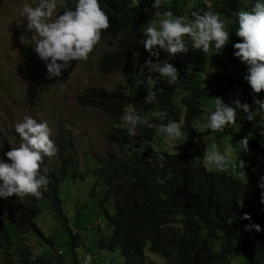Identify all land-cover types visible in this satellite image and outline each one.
Wrapping results in <instances>:
<instances>
[{"label": "trees", "instance_id": "1", "mask_svg": "<svg viewBox=\"0 0 264 264\" xmlns=\"http://www.w3.org/2000/svg\"><path fill=\"white\" fill-rule=\"evenodd\" d=\"M255 2L196 0L185 9L187 0H168L162 11L171 10L175 15L186 12L191 18V11L203 13L209 4L221 14L232 34L220 56L222 58L226 51L229 57L226 55L224 61H231L234 70L215 67L221 59L212 69L206 70L191 65L185 55L169 57L161 51L159 59L172 63L179 72V79L169 85L167 78L151 73L156 80L155 89H151L146 82L149 73L143 65L147 59L157 61L155 57H149L143 46L146 4L143 0H139L138 5L134 0H100L111 22L110 28L102 33V39H109L112 47L99 58L98 70L103 74H123L131 93L125 84L112 89L90 86L78 96V102L83 107L104 111L109 121L117 126L118 151L105 156L92 154L95 166L90 165L87 170L95 172L97 185L102 183L103 195L99 205L110 226V234L102 236L97 246L110 253L118 249L123 257L122 264H144L146 245L166 264H230L227 255L229 238H234L241 249L254 252L253 263L264 260V203H261V191L264 190L257 187L259 178L264 176V135L261 129L253 137L242 136L249 137L252 151L245 156L247 178L244 182L231 174L210 170L193 152L203 134H229L228 129L214 133L203 127L209 113L205 108L206 97L223 98L234 94L242 103L251 105L253 102L250 86L243 79L247 68L234 57L232 45L239 42L235 35L238 28L236 14ZM72 3L73 0H68L69 7ZM58 4L63 11V4ZM134 55L140 57L141 68L131 63ZM150 89L156 91L157 101L145 104ZM255 98L264 99V91ZM129 108H135L142 117L135 136L129 135L126 127L118 126ZM162 111L168 114L163 121L158 116ZM144 119L157 125L174 120L182 125L184 136L175 141L173 151L154 149L153 141L156 138L162 140V137L156 129L143 125ZM254 124L245 120L242 114L241 129H251ZM73 141L71 133H59L55 143L62 163L44 162L41 165L42 170L48 168L51 181L48 190H42V199L25 197L21 201L15 197L8 208H0V249L7 258L4 264H81L76 252L78 244H75L79 234L67 228L73 238L68 257L55 249V240L45 238L36 224L46 203H50L58 215L62 213L59 197L62 181L67 177L74 181L82 178L83 172L78 173L79 163L71 154ZM161 154L165 156L163 168L157 163ZM165 177L170 178L163 184L157 182L158 178ZM241 200L243 207L239 204ZM108 203L112 205V213L107 208ZM244 214L250 215L251 219H243ZM62 217L67 223L66 216ZM253 225H259L261 230L257 232L251 227ZM29 235L47 242L52 253L34 255L25 238Z\"/></svg>", "mask_w": 264, "mask_h": 264}, {"label": "rangeland", "instance_id": "2", "mask_svg": "<svg viewBox=\"0 0 264 264\" xmlns=\"http://www.w3.org/2000/svg\"><path fill=\"white\" fill-rule=\"evenodd\" d=\"M143 1L146 4L145 9H147L143 18L145 31L146 27L158 18L153 15L154 10L151 8L153 0ZM195 1L187 0L185 9L190 8ZM167 2L168 0L163 1L162 6ZM35 3L36 0H3L0 3V158L5 162H10L4 153L11 147L19 146L20 138L14 131V125L21 122L26 115L35 118L37 122L47 121L52 129L54 141L61 132L71 133L74 138L71 154L73 159L79 163L78 173L83 172L82 178L76 181L70 177L65 178L59 188L62 213L58 215L51 209V204L46 203L36 224L45 238L55 240V249L64 252L63 255L66 254L68 257L73 238L69 236L67 228H70L74 234H79V240L75 244H78L76 252L81 264H84L85 254L88 253L93 256L91 264H122L123 257L118 249L110 253L100 250L97 246V242L102 236L110 234V226L99 205V199L103 195L102 183L97 185L95 172L87 170L88 166H95L92 154L105 156L118 151L117 126L109 121L104 111L81 106L78 96L90 86L112 89L119 84H125L128 92L131 93L130 86L125 81L123 74L119 72L103 74L98 70L99 58L112 47L109 39H101L87 62H71L70 67L63 71L60 77L48 79L45 63L39 59L32 48L34 42L31 40V36L34 33L27 30L26 20L20 15L24 4L35 6ZM57 12H61L59 4ZM180 14L187 16L186 12ZM22 35L28 39L25 43L20 41ZM224 53L221 58L220 55L213 54L212 51L208 54L189 51L185 57L191 65L206 68V70L212 69L215 63L221 59L215 67L224 69L229 67L234 70L231 61H224L226 55L229 57L226 51ZM139 59L138 55H134L131 63L141 68ZM222 62L223 64H221ZM212 98L204 99L207 112L214 109ZM234 99H236L234 94L223 97L226 103H230ZM241 121L242 113L236 124L226 128L229 131L226 136L203 134L193 149L196 158L202 159L210 170H216L204 159L205 153L210 150L214 142L212 138L215 137V142L219 144L225 155H232L234 160L240 155V158L245 160V156L251 154L252 151L250 150L247 154L242 153L239 140L243 135L255 136L256 132H259V127L254 124L251 129H241ZM118 126L125 127L122 119ZM138 132L139 130L136 128V133ZM160 136L162 140L156 138L152 147L173 151V145L177 140H171L164 134H160ZM44 162L58 165L62 163L57 155L51 159L45 157ZM243 171L246 177L241 176L238 168L230 169L227 174L244 182L247 178L246 168ZM95 188L97 189L94 193ZM14 199L15 196L0 198V208H8ZM111 207L112 205L108 203L107 208L112 213ZM62 215L66 216L67 223ZM25 238L27 243L31 244L34 255L52 253V247L44 240L39 241L32 235ZM227 242V255L230 264H256L252 261L253 251L241 249L234 238H229ZM144 254L146 256L144 264H166L159 254L149 249L148 245L144 249ZM6 259L0 249V264H4ZM257 264H264V260Z\"/></svg>", "mask_w": 264, "mask_h": 264}, {"label": "clouds", "instance_id": "3", "mask_svg": "<svg viewBox=\"0 0 264 264\" xmlns=\"http://www.w3.org/2000/svg\"><path fill=\"white\" fill-rule=\"evenodd\" d=\"M58 2L64 7L61 12H57ZM134 3L138 5L139 0H134ZM162 3L163 0H153L151 8L158 19L150 23L144 31V49L149 57H155L157 61L147 59L143 65L148 70L146 82L151 89L156 86V80L151 73L167 78L169 85H174L179 79L177 68L168 60L159 59L161 51L169 57L187 55L189 51H212L213 54L222 55L232 34L221 14L215 12L211 4L203 13L191 11L189 18L175 15L171 10L161 11ZM20 15L26 20L27 30L34 33L31 36L34 42L32 48L45 63L48 79L60 77L72 61L87 62L100 43L102 33L111 26L110 17L102 8L100 0H73L71 7L68 0H36L35 6L24 4ZM236 16L238 28L235 35L239 42L232 45L235 50L233 55L247 68L243 79L250 86L253 102L250 105L234 99L226 103L222 97H213L214 109L208 113L203 127L214 133H222L236 124L242 113L244 119L252 124L254 122L264 135V99L255 98L256 94L264 91V0H256L250 8L240 10ZM26 40L28 39L24 35L20 37L21 43ZM151 89L147 92L145 104H154L157 101V93ZM158 116L163 121L168 114L162 111ZM122 120L129 135L135 136L136 128L142 120L140 114L135 108H129ZM143 125L156 129L158 134H164L171 140H179L184 135L182 125L170 119L166 124L159 125L144 119ZM14 131L18 134L20 143L18 147H11L4 153L10 162L0 158V198L15 196L21 201L25 197L40 200L43 198V191L48 190L51 182L47 175L48 168L42 170L41 165L44 164L45 157L51 159L59 151L52 139V129L47 121L37 122L35 118L26 115L21 122L14 125ZM212 139L214 142L204 155L207 164L224 173L238 168L241 176H245L243 170L246 168V161L240 155L235 160L232 155H225L215 142L216 138ZM239 145L242 153L250 152L249 137H242ZM164 160L163 154L158 156L159 167L163 168ZM169 178H158L157 182L163 184ZM257 187L264 190V176L259 178ZM261 203H264V191H261ZM239 204L243 207L242 200ZM243 219L250 220L251 217L244 214ZM231 222L230 219L228 223ZM251 227L257 232L261 230L259 225ZM246 230H249V226H246ZM92 259V254H85L84 264H91Z\"/></svg>", "mask_w": 264, "mask_h": 264}]
</instances>
